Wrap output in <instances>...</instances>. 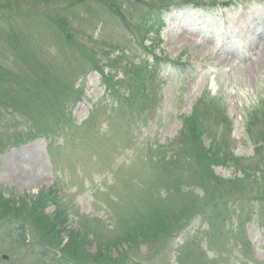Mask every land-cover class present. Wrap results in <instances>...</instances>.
Masks as SVG:
<instances>
[{"label": "rangeland", "instance_id": "rangeland-1", "mask_svg": "<svg viewBox=\"0 0 264 264\" xmlns=\"http://www.w3.org/2000/svg\"><path fill=\"white\" fill-rule=\"evenodd\" d=\"M179 1L0 0V71L19 68L24 75L21 70L28 64L16 53L20 46L38 63L37 76L24 77L21 86L0 83L1 99L8 89L7 101L18 97L21 104H28L27 110L17 105L27 118L15 120L8 114L0 121V132L4 135L16 127V132L25 133L44 129L57 116L71 118L55 138L16 146L0 155V196L19 201L41 194L42 199L53 201L57 191L61 207L55 211L74 241L84 240L83 246L88 243L84 252L63 233L59 247L76 254L65 258V264H91L93 256L101 257L97 254L101 243L108 245L109 255L99 258L100 264H264V167L252 171L250 165L264 159V148L258 153L254 149V141L264 139V0L245 5L244 0H216L233 3L221 12L189 10L178 6ZM238 4L244 6L243 13ZM148 5L171 6L157 54L188 64L184 68L188 74L164 71L156 102L142 112L150 116L144 124L146 117L140 120L131 115L143 103L139 67L129 80H122V71L136 54L128 31L139 34L137 27ZM49 19H59L58 23L63 19L66 29ZM99 21L102 27L95 28ZM32 31H36L33 36ZM66 34L69 42L64 40ZM26 39L32 40L27 47ZM135 44L141 48L140 41ZM118 51L128 53L117 56ZM104 74L108 80L102 78ZM102 81L116 87L120 99L132 100L136 95L133 98L140 101L126 100L127 112L113 106ZM77 94L79 100L73 102ZM201 106L207 108L205 126L215 135L202 128L194 142L180 141L181 130H196ZM211 107L225 112L231 130L218 127ZM184 138L192 140L188 133ZM225 146L241 162L242 172L229 169V163L211 167L212 177L231 182L225 193L258 197L259 203L256 207L246 200L251 207L245 204L239 213L249 212L248 218L233 216L221 232L220 226L209 228L201 214L193 220L188 216L210 195L219 201L215 187L219 182L209 178L204 179L208 184L204 190L195 186L201 169L210 163L201 151L221 152ZM182 148L187 151L179 155ZM174 180L182 185L181 194L166 192L165 183ZM47 208L50 213L52 207ZM14 209L0 202V264H42L18 244L17 236L23 233L28 241L49 238L50 227L38 228L28 215L16 214ZM29 214L42 225L39 215ZM14 221L25 227L13 233Z\"/></svg>", "mask_w": 264, "mask_h": 264}, {"label": "trees", "instance_id": "trees-1", "mask_svg": "<svg viewBox=\"0 0 264 264\" xmlns=\"http://www.w3.org/2000/svg\"><path fill=\"white\" fill-rule=\"evenodd\" d=\"M162 6L160 7H154L153 11L151 12L152 17L156 16L158 18V16L156 14H154L155 11H157V13L159 14V10L161 9ZM1 8V5H0ZM7 8V6H6ZM149 9L148 7L145 8V10ZM51 14H54V11H52ZM150 15V13H149ZM145 19H143V21H147V14L145 13L144 15ZM59 19H49V22L54 25H60L63 26L64 24V28L66 29V24L65 21L63 19H61V21L58 23ZM158 20V19H155ZM137 28H139V34L137 35L136 31H131L130 30V40L134 41L135 38H143V34H141V29L145 28L144 23L140 24V27L138 26ZM36 33V31H32L31 34L32 36ZM32 36H28L27 38L30 39ZM12 38L14 39V41H16L15 36H12ZM25 39L22 38L21 41H23ZM27 40V39H26ZM65 41L69 40V35L66 34V37L64 38ZM32 41V40H31ZM31 41L27 40L24 42V45L26 43V47L31 43ZM69 42V41H68ZM24 47V49L26 48ZM17 54L21 55L24 59L23 62L24 64H28V66L26 67V69L21 70L22 73L24 75L20 74V69L18 68L17 70H8V71H0V83H10V84H16L17 86H21L22 83L26 81L24 79V77L29 76V78L31 79L32 76H37L36 75V70L34 69L35 67L38 66V63H36L35 61H32V57L27 53L22 51L21 46L18 48V51L16 52ZM138 61H140L139 58H137ZM140 63V62H139ZM139 65V64H138ZM140 66V65H139ZM108 67H112V65L108 66ZM148 67V66H147ZM139 69V76L143 77L142 81L140 82L143 87L142 93L144 94V100H146L147 97V93H148V85H149V80L147 78L146 75V66L145 65H141ZM135 66L133 65H129L127 66V68L125 67V70L123 71V75H124V80H129L127 79L128 77L131 78L132 77V72L134 71ZM144 72V74H143ZM109 76H105L104 75V80H108ZM107 87L109 86V84H107ZM115 86V85H114ZM110 88V86H109ZM111 90H114V88H110ZM8 90V89H7ZM7 90L5 92V99H1L0 98V121L4 120L6 117H9L8 114L12 117H14V119H18V118H27V114L24 113V110H27L26 108L28 107V104H21L19 102L18 97L15 99H11L9 101H7V99H10V93H7ZM137 93H139L137 91ZM2 94V90L0 89V96ZM126 94H130V93H126ZM136 97V95L132 96V100H128L126 97L127 102H138L140 100H137V98H133ZM119 98V97H118ZM142 98V100H143ZM79 100V94H77L73 100V102H77ZM126 100H122L124 103H126ZM141 100V101H142ZM140 101V102H141ZM31 103V102H30ZM17 105H22L23 109H19L17 108ZM219 115H222V112H218ZM252 116H255L254 114H251ZM262 115H264V111L262 112ZM185 121V119H184ZM196 130L192 131V132H188L185 131L186 129L181 130V132L179 133L178 137L180 141H185V142H194V137L196 138V136L198 135V133L200 134L202 131V128L204 130H206L205 128V119H199L198 117L196 118ZM8 122H9V118H8ZM67 122V120H64V118H60L59 116H57L49 125H45L44 129L39 128L38 130H28L25 133L22 132H16L15 128L16 127H12L10 128V132L8 130L4 131V135L2 134V132H0V135H2L4 138L3 140H0V152L4 151L6 148L11 147V146H17L20 144H24V143H28L30 141H33L37 138H41V137H47L49 135L54 134L56 131H58L60 129V127L62 125H65ZM184 123V122H183ZM224 123V122H223ZM227 124V123H226ZM185 126V124H184ZM18 127V126H17ZM183 129V128H182ZM8 131V132H7ZM185 133H188L191 137L192 140L188 141L187 138H184ZM255 143H257L255 145L256 149V153H258L262 148H264V139H258L256 141H254ZM214 148H208V149H203L201 151L202 156H204L205 158H209L210 163L207 164V166L205 167V169H201V178L199 180V183L195 186V188H200L202 190L205 189V186L208 185L204 179H214L215 181H217L214 177H212V171H211V167L213 166H225L230 163L231 165L229 166V169L233 168V170L236 173H241L242 169H241V162L238 159H235L234 156L231 153V150L229 147L225 146L221 152L218 151H214ZM182 151H187V149L182 148L178 154L180 155ZM176 157V156H175ZM176 160H178V158H176ZM180 160V159H179ZM252 166V168H254L252 171H255L258 168H263L264 167V159L263 160H259L256 161L252 164H250ZM174 167H176V165H174ZM250 168V170L252 169ZM258 174V173H256ZM247 177L249 178V175L246 174ZM255 177V176H254ZM239 180V179H238ZM238 180H234L233 182H238ZM240 181H245L244 178H241ZM219 182V185H215V187L217 188L216 190V195L219 196L220 199H218L219 201H215L211 195L208 196V198H204L203 199V206L198 208L197 210H194L192 214H190L188 217L192 218V220L197 217L198 215H202L204 218V221L207 223L208 227H215V226H220V231L222 232L225 227H226V221L232 219V217H236L238 216V212H243V203L246 200H250L251 202L255 203V206L257 207V203H259V198L258 197H254L251 196L249 198L246 197H242V196H238L237 191H235L234 193H231L230 190L229 192L225 193L224 190L225 188H227L229 186V184L231 183H223V181H217ZM166 186L168 187L166 189V192L171 191V192H176L181 194L182 192V185H180L178 183V181L174 180L170 183H165ZM182 184V183H181ZM237 186V185H236ZM174 190V191H173ZM240 194V193H239ZM187 197H189V194H184ZM236 195L235 198H233ZM192 196V195H191ZM192 200L198 201V197H194L192 196ZM0 202L5 205V207L7 208L8 206L12 209L13 207H15L14 212L17 214L22 213L23 215H27L29 216L30 220L32 221V223L36 226V227H50L51 229V234L49 235V238H45L43 239L41 236L38 237V243L40 245L46 246L48 248H50L51 250H53V252H51V254L53 255V257H57L58 256V260L61 261H66L65 258L68 259H72L75 257L76 254L72 253L71 251L68 250L69 254L66 253L65 249H67V247L61 246L62 248H60L59 246L61 245V235L63 233L68 234V241H70V243L72 245H74V241L75 240V236H71L73 235L71 233V231H67L68 227L66 226V223L64 221V219H62V217L56 212L54 211L51 214H47L46 213V209L47 206L50 205H54L55 206V210L58 209V202H57V198L55 196V199L53 201H48V200H44L42 199V195L39 194L37 197L29 199V201L27 202V199H21L19 201H7L3 198V196H0ZM240 209V210H239ZM30 210V211H29ZM31 213H35L37 215H39L41 217V224L35 222L32 218L31 215L29 214V212ZM186 221V219H185ZM214 221V222H213ZM264 227V224L262 225ZM240 230L241 227H238ZM181 228H179L178 230H181ZM43 231V230H42ZM44 231L46 232V230L44 229ZM163 233H165L164 229H162ZM22 234V233H21ZM19 234L17 236L18 240V244L22 247H26L24 245V234ZM43 234H45L43 232ZM64 235V234H63ZM65 236V235H64ZM143 238V237H142ZM57 240V241H55ZM95 240V239H94ZM127 241V239H125ZM124 241V240H122ZM126 241H124L125 243H127ZM84 240L82 241H78L77 245L79 247V250H82L84 252H86V244L85 246H83ZM70 243H66L70 244ZM103 244L102 246L98 245L97 246V254L101 255V257H95L93 256V260L91 264H100V262H98L99 258L104 257L103 259H105L106 257H108V245H106L105 243H101ZM128 244V243H127ZM243 245H245V243H242ZM103 253V254H101ZM86 253H83V257H87ZM37 257H39L41 260L45 261V257L47 256L46 253H38L36 254ZM106 256V257H105ZM83 260V259H81ZM85 261V260H83ZM63 263V262H62ZM65 264V263H63Z\"/></svg>", "mask_w": 264, "mask_h": 264}, {"label": "bare ground", "instance_id": "bare-ground-1", "mask_svg": "<svg viewBox=\"0 0 264 264\" xmlns=\"http://www.w3.org/2000/svg\"><path fill=\"white\" fill-rule=\"evenodd\" d=\"M264 41V40H263ZM254 66H252L251 68H253Z\"/></svg>", "mask_w": 264, "mask_h": 264}]
</instances>
